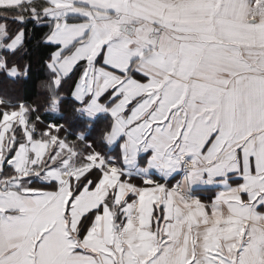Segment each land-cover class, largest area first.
<instances>
[{
  "label": "snow or ice",
  "instance_id": "1",
  "mask_svg": "<svg viewBox=\"0 0 264 264\" xmlns=\"http://www.w3.org/2000/svg\"><path fill=\"white\" fill-rule=\"evenodd\" d=\"M0 264H264V0H0Z\"/></svg>",
  "mask_w": 264,
  "mask_h": 264
},
{
  "label": "trees",
  "instance_id": "2",
  "mask_svg": "<svg viewBox=\"0 0 264 264\" xmlns=\"http://www.w3.org/2000/svg\"><path fill=\"white\" fill-rule=\"evenodd\" d=\"M29 27H31V25H29ZM40 34L41 33L37 31L31 46L32 47L31 55L29 57H26L27 59H31L33 63L32 80L26 85L21 84L9 89V91H14L16 94L20 96L27 97L29 100L40 99V93L37 85L41 79L45 78L44 70L40 64V58L43 55V51L35 47V40L39 39ZM5 87L7 86L5 85ZM70 87H71L70 83L66 84L64 86V91L67 92Z\"/></svg>",
  "mask_w": 264,
  "mask_h": 264
},
{
  "label": "crops",
  "instance_id": "3",
  "mask_svg": "<svg viewBox=\"0 0 264 264\" xmlns=\"http://www.w3.org/2000/svg\"><path fill=\"white\" fill-rule=\"evenodd\" d=\"M176 179H179V177H177ZM173 182H174V181H173ZM198 188H199V186H198ZM194 194H196V195H201L202 197H207V196L212 195L211 192L206 191V190H203L202 188H200V190H196V189H194Z\"/></svg>",
  "mask_w": 264,
  "mask_h": 264
}]
</instances>
